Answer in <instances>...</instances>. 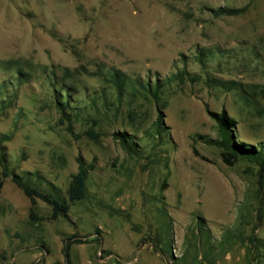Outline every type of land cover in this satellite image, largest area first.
<instances>
[{
	"label": "rangeland",
	"instance_id": "374dc122",
	"mask_svg": "<svg viewBox=\"0 0 264 264\" xmlns=\"http://www.w3.org/2000/svg\"><path fill=\"white\" fill-rule=\"evenodd\" d=\"M222 110L264 146V0H0V264H264V174L210 142ZM79 158L66 217L13 180L67 198Z\"/></svg>",
	"mask_w": 264,
	"mask_h": 264
},
{
	"label": "trees",
	"instance_id": "16d2710c",
	"mask_svg": "<svg viewBox=\"0 0 264 264\" xmlns=\"http://www.w3.org/2000/svg\"><path fill=\"white\" fill-rule=\"evenodd\" d=\"M116 84L118 87L123 86L121 75L116 74ZM213 118L217 121L221 133L220 139H211L210 142L221 146L223 151V159L226 163L232 165L241 157H246L256 161L260 165V172L264 174V146L257 149L254 145L244 142H236L232 136L233 130L236 126V120L231 117L226 110L221 112H210ZM163 111L160 109L158 122L162 123ZM93 137H97V133L91 131ZM124 141L126 140V133H120ZM264 145V144H263ZM90 167H88L82 158H79V169L72 175V179L67 190V198H61L58 195L44 192L39 188L31 186L28 182L23 181L21 176L14 174L13 180L20 186L25 194L31 198L35 203L37 198L42 199L52 206L51 219H57L61 216H68L70 205L84 199L87 195V178L89 175ZM5 175H10L9 171H5ZM2 183H0L1 191ZM70 242L66 241L64 245V253L66 258H69Z\"/></svg>",
	"mask_w": 264,
	"mask_h": 264
}]
</instances>
